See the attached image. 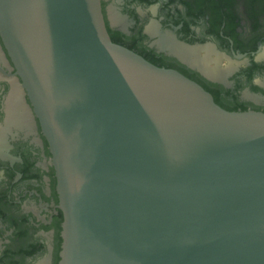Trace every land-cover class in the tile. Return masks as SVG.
<instances>
[{"label": "water", "instance_id": "95a60500", "mask_svg": "<svg viewBox=\"0 0 264 264\" xmlns=\"http://www.w3.org/2000/svg\"><path fill=\"white\" fill-rule=\"evenodd\" d=\"M48 140L59 264H264V112L113 41L101 0H0Z\"/></svg>", "mask_w": 264, "mask_h": 264}, {"label": "flooded vegetation", "instance_id": "af4514ba", "mask_svg": "<svg viewBox=\"0 0 264 264\" xmlns=\"http://www.w3.org/2000/svg\"><path fill=\"white\" fill-rule=\"evenodd\" d=\"M101 2L113 41L227 110L264 112V0ZM63 220L48 140L0 35V264H59Z\"/></svg>", "mask_w": 264, "mask_h": 264}, {"label": "bare ground", "instance_id": "6f19581e", "mask_svg": "<svg viewBox=\"0 0 264 264\" xmlns=\"http://www.w3.org/2000/svg\"><path fill=\"white\" fill-rule=\"evenodd\" d=\"M215 72V71H214Z\"/></svg>", "mask_w": 264, "mask_h": 264}]
</instances>
